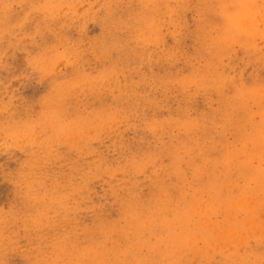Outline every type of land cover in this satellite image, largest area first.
Listing matches in <instances>:
<instances>
[{
  "label": "rangeland",
  "instance_id": "rangeland-1",
  "mask_svg": "<svg viewBox=\"0 0 264 264\" xmlns=\"http://www.w3.org/2000/svg\"><path fill=\"white\" fill-rule=\"evenodd\" d=\"M110 7L111 17L102 9L51 30L30 19L0 37V108L15 112L5 125L34 128L48 160L26 199L31 151L0 147V264H30L34 251L56 264H261L264 0H189L152 11L134 34L123 29L144 4ZM210 29L220 48L208 47ZM37 57L54 75L33 71ZM59 90L67 99L51 127ZM105 122L74 143L75 129Z\"/></svg>",
  "mask_w": 264,
  "mask_h": 264
},
{
  "label": "clouds",
  "instance_id": "clouds-1",
  "mask_svg": "<svg viewBox=\"0 0 264 264\" xmlns=\"http://www.w3.org/2000/svg\"><path fill=\"white\" fill-rule=\"evenodd\" d=\"M125 0H0V37L5 34L18 35L17 29H22L24 24L30 19L37 20L38 26L50 29V25L59 20H85L90 16H94L100 13L103 9L106 17H111L112 9L111 5L124 3ZM131 3V0H127ZM144 4V8L141 13H138L136 17H129V22L124 31L130 33H137L140 31L141 23L147 25V28L151 27L152 11L158 10L163 15H171L175 11L174 6L184 5L189 0H140ZM213 0H199L201 4L211 3ZM84 3H88L89 7L84 12H78V7H83ZM99 5V7H97ZM22 14V18L18 19L17 23H11V18L14 15ZM39 18V19H37ZM116 23H119L117 19ZM161 24V28H163ZM61 28L65 27L64 24L60 25ZM147 28L144 30L146 31ZM214 30H209L206 33V39L208 41L209 48H220L223 44V40L218 35H213ZM107 42V38H106ZM100 51H103V44L97 45ZM60 61H68L69 63H76V60L69 55H61ZM34 72H38L42 78L54 75L53 69L40 58H34ZM0 66H3V54H0ZM2 83V81H0ZM67 99V94L63 90H59L53 93L48 100V125L55 127L59 121V117L62 111V106ZM5 114L7 119L11 120L15 115V112L11 109V106L0 108V147L3 148H19L21 151L29 149L31 151V160L25 165L24 171L20 174L19 187L26 199L35 200L38 197L39 189L43 187L40 180V170L48 162L47 152L45 145L42 141H38L35 138V129H24L22 126L14 124L12 126L5 125ZM111 126L110 122H105V125H93L86 129H75L73 136L75 137L74 143H79L86 137L96 131L98 127ZM7 128V131L5 130ZM86 189L81 186L78 189L73 190L67 194L64 198L65 202L71 200L73 197L79 196ZM63 206V205H62ZM3 233L0 231V243ZM54 251V249L52 250ZM30 264H56V261L51 258H47L40 254L39 251H34L31 254ZM51 255V252L49 253ZM264 264V260L261 261Z\"/></svg>",
  "mask_w": 264,
  "mask_h": 264
},
{
  "label": "bare ground",
  "instance_id": "bare-ground-1",
  "mask_svg": "<svg viewBox=\"0 0 264 264\" xmlns=\"http://www.w3.org/2000/svg\"><path fill=\"white\" fill-rule=\"evenodd\" d=\"M238 15V14H237ZM244 16V15H243ZM257 17V16H256ZM242 18H244V17H242ZM250 19H253V17H251ZM245 21H248V20H245ZM250 21V20H249ZM258 23V22H257ZM256 29V28H255ZM255 32V31H254Z\"/></svg>",
  "mask_w": 264,
  "mask_h": 264
}]
</instances>
